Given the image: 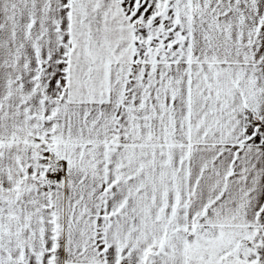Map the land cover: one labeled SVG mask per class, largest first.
I'll use <instances>...</instances> for the list:
<instances>
[{"label": "snow or ice", "instance_id": "6c2138e0", "mask_svg": "<svg viewBox=\"0 0 264 264\" xmlns=\"http://www.w3.org/2000/svg\"><path fill=\"white\" fill-rule=\"evenodd\" d=\"M0 264H264V0H0Z\"/></svg>", "mask_w": 264, "mask_h": 264}]
</instances>
